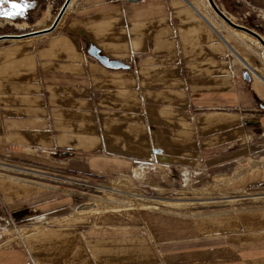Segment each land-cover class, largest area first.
I'll return each instance as SVG.
<instances>
[{
  "label": "crops",
  "instance_id": "0c3cea01",
  "mask_svg": "<svg viewBox=\"0 0 264 264\" xmlns=\"http://www.w3.org/2000/svg\"><path fill=\"white\" fill-rule=\"evenodd\" d=\"M211 23L198 0H70L51 32L0 40V161L154 196L264 184V66ZM31 177L0 172V222L47 221L0 264H264V201L55 217L89 195Z\"/></svg>",
  "mask_w": 264,
  "mask_h": 264
},
{
  "label": "rangeland",
  "instance_id": "374dc122",
  "mask_svg": "<svg viewBox=\"0 0 264 264\" xmlns=\"http://www.w3.org/2000/svg\"><path fill=\"white\" fill-rule=\"evenodd\" d=\"M58 1L59 0H29L30 7H28L25 11L24 15L16 17H0V35L24 33L47 27L52 22L60 7V5L57 4ZM245 1H247L250 5L259 7L254 5L249 0ZM61 2L62 0H60V3ZM214 2L233 22L256 31L264 39V32L261 31V29L264 30V18L262 21L260 18L255 17V13L253 12H250L249 15L244 17L243 13L247 11V7L241 0H214ZM4 7L5 10H11L10 4H7ZM198 7L199 10L204 13L205 18L209 19V21L212 22L211 24L216 29L221 28L224 30L223 35H225V38L228 41L231 39V41H234L237 46L245 48L247 52L251 54L257 65L264 66L262 47L254 38L247 34V37L243 38L230 30V28H228L227 25H225L213 12L207 0H198ZM259 8L264 9V7ZM243 65L248 66V64L244 61ZM246 72L249 71L247 70ZM255 77L258 78L259 76L255 74ZM38 167V164L15 159L10 156V154L5 155L4 159L0 161V172H4L7 175L15 177L22 176L25 178L35 176L31 178L36 181H43L49 184H55V181H60L61 179L65 182L63 184L66 185L67 182H70V185L76 186L75 188H78L80 191H85L87 195H89L90 204L87 206H76L72 210L67 209L57 214H50V216L55 217L58 215L81 217L95 216L102 212L110 211L127 213L130 210L138 208H148L150 210H157L160 212L183 213L188 211H198L199 209L197 208H201L202 206H208V208H210V206L215 205L230 208L236 204L259 203L258 201H264V184H251L238 188L215 187L213 189L210 188V190H207V185H204V189H196L195 193L191 194L154 196L152 194L146 195L140 193L139 190L129 182L125 183L117 181L121 180L119 178L116 180L102 177L96 180L87 181V183L84 184L79 180L76 181L74 179L78 178L77 176L65 171L59 172L58 176H54L57 179L47 177V175L40 172V175H34V171L39 170L37 169ZM15 169L16 171H14ZM248 170L249 165L242 166L241 170L239 168L237 171V174L246 173ZM79 187L84 189H80ZM214 200L218 201L216 202ZM186 201H206V203L192 204L187 203ZM8 219L7 221L0 222V232L3 231L1 232L0 248H9L14 245H20V240L24 238L25 234L40 230L42 227H45V224L47 223L44 219L41 221L29 220L24 222L19 219H10L11 221H8ZM58 221L50 220L47 225ZM41 223H43V225ZM2 243H6L7 245L2 246Z\"/></svg>",
  "mask_w": 264,
  "mask_h": 264
},
{
  "label": "water",
  "instance_id": "95a60500",
  "mask_svg": "<svg viewBox=\"0 0 264 264\" xmlns=\"http://www.w3.org/2000/svg\"><path fill=\"white\" fill-rule=\"evenodd\" d=\"M70 0H63L61 6L59 7L56 15L54 16L52 22L45 28L42 29H38V30H33V31H29V32H24V33H20V34H3L0 35V40H6V39H21L24 37H29V36H36V35H41L44 33H48L51 32L56 24L58 23L62 13L64 12V10L66 9V7L68 6ZM209 6L211 7V9L213 10V12L224 22L226 23L229 27L242 31L244 33H246L247 35H249L250 37L254 38L263 48V56H264V39L261 37V35H259L256 31L245 27L241 24H237L235 22H233L231 19H229L223 12L222 10L215 4L214 0H207ZM88 53L90 56H92L93 58H95L98 62H100L102 65L109 67V68H113V69H118V68H125L127 67L125 64L114 61V60H109L106 57L99 55L98 54V50H96L94 47H90L88 50ZM243 77L248 80L249 76H248V72H245L243 74Z\"/></svg>",
  "mask_w": 264,
  "mask_h": 264
},
{
  "label": "snow or ice",
  "instance_id": "6c2138e0",
  "mask_svg": "<svg viewBox=\"0 0 264 264\" xmlns=\"http://www.w3.org/2000/svg\"><path fill=\"white\" fill-rule=\"evenodd\" d=\"M10 4L11 10H5V5ZM30 7L29 0H0V17H16L24 15Z\"/></svg>",
  "mask_w": 264,
  "mask_h": 264
},
{
  "label": "built area",
  "instance_id": "2783aa9c",
  "mask_svg": "<svg viewBox=\"0 0 264 264\" xmlns=\"http://www.w3.org/2000/svg\"><path fill=\"white\" fill-rule=\"evenodd\" d=\"M245 5H246V7H247V11H245L244 13H243V16L245 17L246 15H249V13L250 12H253V13H255V17H257V18H260L261 20L264 18V9L263 8H259V7H255V6H253V5H250L247 1H245V0H241ZM228 16H230V15H228ZM263 21V20H262ZM263 23H264V21H263ZM76 181H80L81 183H87V180H85V179H77V178H74ZM71 180H73V179H71ZM75 181V182H76ZM74 183V182H73ZM8 221H11L10 219H8ZM6 223V222H5Z\"/></svg>",
  "mask_w": 264,
  "mask_h": 264
},
{
  "label": "trees",
  "instance_id": "16d2710c",
  "mask_svg": "<svg viewBox=\"0 0 264 264\" xmlns=\"http://www.w3.org/2000/svg\"><path fill=\"white\" fill-rule=\"evenodd\" d=\"M62 2H63V0H62ZM62 2H61V3H62ZM61 3H60V0H59L57 4L61 6ZM261 31H263V32H264V30H263V29H261Z\"/></svg>",
  "mask_w": 264,
  "mask_h": 264
},
{
  "label": "bare ground",
  "instance_id": "6f19581e",
  "mask_svg": "<svg viewBox=\"0 0 264 264\" xmlns=\"http://www.w3.org/2000/svg\"><path fill=\"white\" fill-rule=\"evenodd\" d=\"M236 30V29H235ZM237 31H239V30H237ZM240 32H242V31H240ZM244 33V32H243ZM246 34V33H245ZM132 196H135V195H132ZM136 196H138V195H136Z\"/></svg>",
  "mask_w": 264,
  "mask_h": 264
}]
</instances>
